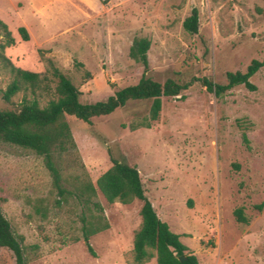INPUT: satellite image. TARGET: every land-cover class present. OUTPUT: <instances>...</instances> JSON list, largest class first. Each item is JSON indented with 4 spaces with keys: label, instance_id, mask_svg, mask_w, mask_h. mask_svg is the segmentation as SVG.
<instances>
[{
    "label": "rangeland",
    "instance_id": "rangeland-1",
    "mask_svg": "<svg viewBox=\"0 0 264 264\" xmlns=\"http://www.w3.org/2000/svg\"><path fill=\"white\" fill-rule=\"evenodd\" d=\"M11 2L0 3L17 22ZM15 2L29 20L25 0ZM32 2L47 4L37 21L48 44L33 48L35 41L26 45L17 36L18 45L2 52L15 68L38 74L34 97L41 107L56 98L53 68L83 103L135 85L142 74L129 57L135 38L150 41L148 76L158 82L206 78L224 84L227 72H245L264 54V0ZM193 8L197 34L182 27ZM13 80L0 59V110L17 111L24 98L33 99L27 88L4 101L2 92ZM250 81L255 91L239 85L221 97L192 81L183 98L161 99L149 128L131 126L148 120L151 101L129 102L91 125L67 117L75 149L58 158L64 186L71 189L77 178L94 184L111 166L110 156H122L137 168L158 217L200 264H264V67ZM56 199L42 158L0 141V210L23 238L28 264H136L140 201L108 204L97 192L94 201L109 227L90 237L91 254L82 238L83 208L71 198L59 205ZM236 209L247 223L236 221ZM0 264H15L6 248H0ZM145 264H156L155 258Z\"/></svg>",
    "mask_w": 264,
    "mask_h": 264
},
{
    "label": "trees",
    "instance_id": "trees-1",
    "mask_svg": "<svg viewBox=\"0 0 264 264\" xmlns=\"http://www.w3.org/2000/svg\"><path fill=\"white\" fill-rule=\"evenodd\" d=\"M183 29L189 34H197L199 29L198 10L193 8L190 15L182 23ZM18 34L23 41L29 36L25 28L20 27ZM0 59L8 64L14 80L2 92L4 101L9 102L21 89L30 88L33 99L24 98L17 111L0 110V141L21 149L29 150L42 158L44 167L52 179V186L57 192L56 204L76 201L83 211L80 215L82 238L87 250L92 254L90 237L108 229V223L102 217L103 208L94 199L99 192L108 204L119 202L128 205L134 200L141 202V223L133 236V254L136 264H145L155 258L156 264H200L197 257L180 241V236L173 233L169 226L158 217L152 203L145 195L140 174L135 166L129 165L120 156H110L111 166L102 173L93 184L90 181L75 179L71 189L64 186L58 158L75 149V142L67 117H73L83 123L92 124L93 119L106 117L123 108L129 102L151 101L148 120L131 126L132 130L139 127H150L156 121L162 107V98L180 97L188 89L192 81H200L210 93L217 97L223 96L236 86L242 85L249 91L256 87L250 81L264 67V54L260 60H252L245 72H227L224 84H215L206 78L193 79L181 83L174 79L163 82L148 76L149 63L147 52L150 41L147 38H135L129 48V57L142 66V74L135 85L119 89L104 101L83 103L81 93L71 81L58 69L53 68L52 74L57 79L54 89L55 99L41 107L34 97L35 90L40 88L38 74L15 68L4 56L3 50L14 44L7 25L0 20ZM238 223H247L242 209L234 211ZM23 238L13 233L8 220L0 210V248H6L13 254L15 264H28L22 245ZM183 257L184 261L179 258Z\"/></svg>",
    "mask_w": 264,
    "mask_h": 264
},
{
    "label": "crops",
    "instance_id": "crops-1",
    "mask_svg": "<svg viewBox=\"0 0 264 264\" xmlns=\"http://www.w3.org/2000/svg\"><path fill=\"white\" fill-rule=\"evenodd\" d=\"M4 0H0L2 2ZM22 2V1H21ZM28 9H29V20L23 15V13L18 12V4L15 2V0H12V4L15 6V12L19 16V21H14L16 15L11 16L10 13L7 11V9L3 8L0 3V20L4 22L8 30L11 33V36L14 40V44L10 46V48H15L18 45V40L17 36L19 37L20 41L24 42L23 44L30 45L32 42H34L33 48H38L43 45L48 44L49 36H47L44 39H42V35L38 34L40 30H43V26L40 25V23L37 21V17L42 14V12L46 9L47 4H41L39 6H35L32 0H25ZM25 4V3H24ZM20 27L25 28V30L28 33L29 40L28 41H23L19 34H18V29ZM7 50L9 47H6ZM11 49V51H12ZM5 56V55H4ZM6 58L8 57V52L6 53ZM8 59V58H7Z\"/></svg>",
    "mask_w": 264,
    "mask_h": 264
},
{
    "label": "water",
    "instance_id": "water-1",
    "mask_svg": "<svg viewBox=\"0 0 264 264\" xmlns=\"http://www.w3.org/2000/svg\"><path fill=\"white\" fill-rule=\"evenodd\" d=\"M179 260L182 262V261H184V258L183 257H180Z\"/></svg>",
    "mask_w": 264,
    "mask_h": 264
}]
</instances>
